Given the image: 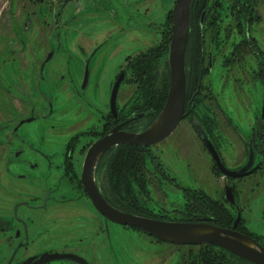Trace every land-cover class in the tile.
Here are the masks:
<instances>
[{
	"label": "flooded vegetation",
	"instance_id": "obj_1",
	"mask_svg": "<svg viewBox=\"0 0 264 264\" xmlns=\"http://www.w3.org/2000/svg\"><path fill=\"white\" fill-rule=\"evenodd\" d=\"M71 1L79 0H68L66 3L63 0L62 6H66ZM122 1L117 0L120 7L124 4L133 7L132 14L127 18L129 27L126 31L125 29L124 32L122 31L126 40L133 44H140L143 41L141 34L143 32L149 34L152 28L159 29L162 36L171 34V28L163 24L170 20L172 26V10L176 0H125L120 3ZM153 9H158L160 12L159 15H155V18L159 16L157 23L150 21ZM87 13L92 15L84 18L87 23L85 28L81 26L78 29L79 27L75 26V33L79 38L76 42L79 56L76 57L73 67L72 77H74L70 78L73 81L72 88H69L72 93L70 96L76 101V105L73 106L75 114L71 116L70 124L73 134L64 133L66 124L55 116L60 115V106L51 96V94L56 96L57 94L53 93L56 91L67 93L66 86L64 89L60 87L65 80L56 82L43 75L44 68L48 65L53 52H49L44 61L39 64V73L44 78H40L39 81L46 82L48 86L42 87L41 83L36 82L35 94H32L34 99L30 103L32 108L17 121L11 119L5 161L6 185H1L5 187V197L9 199V203L13 202L10 213L6 216L0 215V233L9 235L7 243L9 254L5 264H33L40 259L41 264H110L111 253L118 251V244L120 245L116 237V229L137 231L153 240L157 246H163L162 249H165L164 245L186 246L160 240L134 226L110 221L94 207L83 187L82 170L89 147L116 126L128 132L145 130L155 120L166 100L165 97L160 109L153 117H149L150 119L146 117L147 110L144 105L134 108L131 106L127 109L126 105L122 109L118 106L120 87L125 82L126 73L130 69L135 68L133 82L137 84L138 91H142L137 69L143 61L139 60L142 58L148 60V57L153 55L152 47L149 49L147 47L149 51L143 57H141L142 54L136 57L135 54L141 50L138 45L132 59L125 56L123 61H121L122 58L117 60V66L110 73L109 78L112 76L110 80L106 79L100 86L96 84L99 89L93 87V78L90 79L93 49L105 45L120 25L116 22L119 21L116 15L112 14L110 23L105 14L100 15L91 11ZM81 15H76L75 23ZM79 31H81L80 36H78ZM247 55L251 59L247 57L245 61ZM184 62L186 81L184 112H190L180 123L182 121L188 123L189 130L212 160V174L219 173L222 182L219 187L220 192L218 187L215 190L218 197L211 195V191L206 192V187L202 186L204 180L198 177L187 178L186 176L184 184L179 181L181 174L189 170V161H185L184 151L179 146L176 150L174 149L177 158H175V164L169 163L167 167H158L157 163L151 162L152 174L149 179H146V175H143L141 171L143 169L141 161H128L132 163L128 167H126L127 161H115L121 146L135 148L136 152L142 151V148L154 147L174 136L180 123L169 136L154 145L121 143L106 150L95 166L96 187L109 204L124 212L159 220L207 222L222 228H234L264 246V236L253 233L245 225L236 188L232 183L255 175L257 172L262 175L264 170V0H192ZM100 74L101 72L98 71V78ZM244 76L256 82L252 98L256 103L253 105L254 108H251L252 123L248 128L240 124L235 106L232 105L231 109H227L225 105L220 104L219 100V95L225 93L226 95L223 96L224 99L227 98V103L235 102L234 93L235 95L237 93L235 86L244 82ZM119 78L112 108V91ZM52 80L54 82L50 85ZM51 86L54 87L51 88ZM168 88L169 73L166 96ZM206 98L214 101L218 113L243 144L245 158L236 168L229 167L220 152L217 125H213V121L209 120L214 116L208 111V115L203 119L199 113L202 99ZM97 100H99L98 103ZM190 118L200 122L226 168L238 170L245 166L249 157V147L252 145L253 162L250 169H255L242 177L224 176L192 127ZM51 120H54L55 126L49 124ZM42 125H46V130L51 133L45 136L46 134L41 132L42 146L37 148L33 146V138ZM26 126L29 127V133H25ZM61 134L65 137L62 144L59 143L62 139ZM83 138L88 139L86 142L88 145L85 143L81 146L82 148L80 147V150L83 146L86 149L84 155L81 150L80 155L83 159L80 161V155L76 154V149L79 140ZM115 152L116 154L110 159V155ZM133 187L136 190L135 194L146 191L148 187L154 189L153 193L155 191L161 199L165 198L166 205L174 208L170 213L176 212L180 215L168 216V212H165L167 209L161 205L162 201L158 204L154 203L155 206L149 211L141 207H138L140 209L131 207L126 192L128 193ZM226 187L231 188L235 204L225 198ZM17 193L21 194V199H14ZM225 207L234 211V215L227 212V219L216 214L217 211H223ZM238 213L240 217L233 227ZM197 245H208L224 250L236 261L253 264L221 247L212 244ZM155 248L157 252L158 247ZM115 255L118 264H121L122 254ZM171 256L170 258L160 257L159 260L164 264H174L173 258L176 256L173 254ZM154 262L158 264L159 261L154 259Z\"/></svg>",
	"mask_w": 264,
	"mask_h": 264
},
{
	"label": "rangeland",
	"instance_id": "obj_2",
	"mask_svg": "<svg viewBox=\"0 0 264 264\" xmlns=\"http://www.w3.org/2000/svg\"><path fill=\"white\" fill-rule=\"evenodd\" d=\"M62 1L0 0V215L2 216L10 213L13 203H9V199L5 197V187H1V185H6L5 161L8 151L7 140L9 139V128L12 125L11 119L13 118L17 121L32 108L30 103L34 99L32 94H35L34 84L36 82L41 83L42 87L48 86L46 82L39 81L40 78H43L39 73V64L44 61L49 52H53V55L48 65L44 68L43 75H45V78L53 79L56 82L65 80L61 83L60 87L64 89L66 86L67 93L56 91L53 93L57 95L54 96L51 94V96L57 101L55 103L60 106V115L57 114L55 116L63 124H66L64 133L73 134V129L70 128V124L71 116L75 114L73 113V106L76 105V101L70 96L72 93L69 88H72L71 82L73 81L70 78L72 77L73 67L77 60L76 57L79 56L76 46L79 38L75 33V26L79 27L78 29L81 26L85 28L87 23L84 21V18L92 15L88 14V11L96 12L100 15L105 14L109 22L111 21V17L116 15L119 20L116 22L120 25L116 32L108 38L105 45L93 49L94 55L90 66L92 76L90 75V79L93 78V87L95 89H99V86L106 79L110 80L112 78V76L109 78L110 73L117 66L116 64L119 58H122L121 61H123L125 56V58L129 57V59H132L133 53L137 50L138 45H140L141 50L135 54L136 57H140L139 54H142L141 57H143L151 47L153 55L155 54L154 56H149L148 60H145V58L139 60L140 62L147 61L149 63L152 61V65L150 66V87L146 95L142 91H138L137 84L133 82L135 68L130 69L126 73L125 82L120 87L118 95L119 108L122 109L125 105L127 106L126 109L131 106V108H134L138 105H144L147 110L146 117H153L156 111L160 109L162 105L161 97L168 87L169 69L167 65V52L170 41H167V34L162 36L159 29L152 28L149 34L144 32L141 34L143 41L140 44H133L126 40L123 34L124 29L126 31L129 27L127 18L130 17L133 11L131 5L127 6L124 4L120 7L121 5L117 0H79L78 2L71 1L63 7ZM123 2L125 0L120 3ZM84 9L86 10L85 12L80 11ZM159 13L158 9H153L150 21L154 23L159 22V16L155 18V15H159ZM76 15H81L77 18V23L74 21ZM154 23L151 24L155 25ZM163 25L171 28V21H165ZM80 32L78 36L81 35ZM80 45L83 44L80 43ZM225 47L224 49H227ZM247 57L250 58L248 55L245 56V61H247ZM98 71L101 72L99 78ZM114 77L115 74L113 75ZM96 79L98 80L96 81ZM53 80L50 82V85L54 82ZM96 84H99V86ZM257 85L259 86V84ZM255 86L256 82L244 76V82L241 85L238 84L235 86L236 90H234L237 91L236 95L234 93L235 102L229 101L227 103V98L224 99L223 96L225 93L223 95L218 94L221 105H225L227 109L235 106L237 115L240 118L239 122L245 128H248L252 123L251 108H254L253 105L256 103V101L252 100ZM53 87L51 86V88ZM153 91L154 93L152 94ZM98 102L99 100H97ZM201 103L202 109H199V113L203 119L206 118L205 116L209 112L214 116L209 118V120L213 121V125H217V137L220 138L218 142L221 146L220 152L224 161L229 167L236 168L243 163L245 158L243 144L226 124L224 118L218 113L214 101L206 98L202 99ZM56 113L58 112L56 111ZM49 124L56 125L54 120H51ZM41 132H44L46 134L45 136L51 133L46 130V125H42L40 130L36 131V135L33 138V146L37 148L42 146ZM25 133H29L28 126H26ZM60 137L62 139L59 143L62 144L65 137L63 134ZM87 141L88 139L85 138L79 140L76 154L78 153L80 155L81 150L83 151V155L85 154V146L81 150L80 147ZM177 146L184 151L185 161H189V170L181 174L179 181L184 184L186 176L187 178L191 176L193 178L198 177L204 180L202 186L204 185L206 187V192L211 191V195L218 197V193L215 190H217V187L219 190L222 179L219 173L212 174V160L202 148L197 138L192 134V131L189 130V125L186 121L180 123L174 136L159 145L142 148V151L137 152L133 148H123L120 153L125 152L130 154L133 152L136 156L134 161H141L143 167L141 171L143 175H146L145 178L149 179L152 174L151 162L157 163L158 167H167L169 163L175 164L177 159L175 150ZM116 152L110 155V159ZM116 158L117 156L115 160ZM82 159L80 155V161ZM232 183L236 188L237 200L242 208L241 213L245 225L253 233L264 236V170L262 175L257 172L255 175L238 179ZM148 189L135 194L136 190L133 187L128 193L126 192V197L131 202L130 206H135L137 209L141 207L149 211L155 206L154 203L158 204L162 201L161 205L165 206L164 209H167L165 212H168V216L178 217L180 215V213L176 212L170 213L174 208L166 205L165 198H162V200L155 191V194L153 193L154 189L149 187ZM216 193L217 196L215 195ZM21 198L20 193H17L14 197V199ZM230 209L225 207L223 210L229 211L234 215L233 209ZM115 231L120 245L118 244V251H115L114 254L111 253L109 259L110 264H118L116 253L117 255L122 254L121 264H156L154 259L159 261L158 264H164L159 258L165 256L170 258L172 254L176 256L173 258L174 264H184V260L185 264H243L238 260L236 261L228 252L209 247L208 245H186L179 247L164 245L165 249H162L163 246H157L153 240L137 231L128 229H116ZM8 242L9 235L7 233H0V264H5L7 261L9 254ZM155 247H158L157 252H155ZM155 253L157 254L154 256Z\"/></svg>",
	"mask_w": 264,
	"mask_h": 264
},
{
	"label": "water",
	"instance_id": "obj_3",
	"mask_svg": "<svg viewBox=\"0 0 264 264\" xmlns=\"http://www.w3.org/2000/svg\"><path fill=\"white\" fill-rule=\"evenodd\" d=\"M67 1L64 0V3ZM191 6L192 0H176L172 10L171 38L167 52L169 88L159 114L148 128L141 132H128L120 130V126H116L97 139L86 152L81 181L94 207L114 223L137 227L155 238L172 244H212L253 264H264V246L252 237L234 230V228H222L207 222L159 220L124 212L109 204L101 196L95 184V166L106 150L121 143L150 146L161 142L175 130L180 121L190 112H184L186 92L184 56L190 30ZM119 81L120 78L116 81L112 91V108L114 107ZM192 119L190 118L192 127L207 147L212 159L224 176L242 177L255 169H250L253 162L252 145L249 147V157L245 166L238 170L226 168L200 122L195 118ZM225 198L235 204L230 187H226ZM239 217L240 214L238 213L233 227ZM41 262L40 259L33 264H41Z\"/></svg>",
	"mask_w": 264,
	"mask_h": 264
},
{
	"label": "trees",
	"instance_id": "obj_4",
	"mask_svg": "<svg viewBox=\"0 0 264 264\" xmlns=\"http://www.w3.org/2000/svg\"><path fill=\"white\" fill-rule=\"evenodd\" d=\"M169 40V36L167 37V41ZM150 64L151 62H147V61H143L139 66H138V69H137V73H138V76L140 77V89L142 90V92L146 95L147 92H148V89L150 87V84H149V81H150V72H151V69H150ZM152 91V90H151ZM154 93V91L152 92V94ZM166 97V92L164 91L163 92V95L161 97V103H163L164 99ZM123 148H132V147H129V146H121L120 149H119V154L117 155V158L115 161H127L126 162V167H128V165L131 163V162H128V161H134L136 156L132 153L130 154H126L125 152H122L120 153V151L123 149ZM135 149V148H133ZM264 156V154H263ZM132 164V163H131ZM214 203V202H212ZM215 204V203H214ZM218 216H221V218L223 219H227L228 218V213L227 211L225 210H221V212L217 211L216 213ZM222 219V220H223ZM219 225H222L220 223H217Z\"/></svg>",
	"mask_w": 264,
	"mask_h": 264
}]
</instances>
